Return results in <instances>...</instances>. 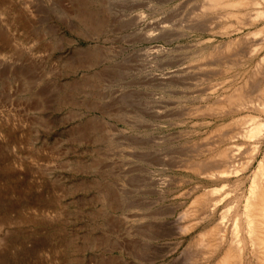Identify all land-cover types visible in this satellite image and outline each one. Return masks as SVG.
Here are the masks:
<instances>
[{"label": "rangeland", "instance_id": "374dc122", "mask_svg": "<svg viewBox=\"0 0 264 264\" xmlns=\"http://www.w3.org/2000/svg\"><path fill=\"white\" fill-rule=\"evenodd\" d=\"M189 3L0 0V264L170 263L176 164L200 140L194 88L161 81L163 28Z\"/></svg>", "mask_w": 264, "mask_h": 264}, {"label": "bare ground", "instance_id": "6f19581e", "mask_svg": "<svg viewBox=\"0 0 264 264\" xmlns=\"http://www.w3.org/2000/svg\"><path fill=\"white\" fill-rule=\"evenodd\" d=\"M190 1L179 33L163 28L171 55L159 74L194 88L184 123L200 140L176 159L191 185L172 192L168 264H186L176 253L192 234L190 264H264V0Z\"/></svg>", "mask_w": 264, "mask_h": 264}]
</instances>
